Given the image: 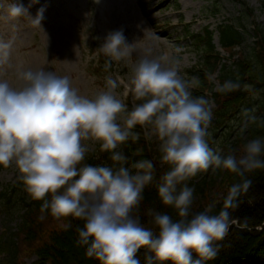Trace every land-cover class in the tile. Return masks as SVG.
<instances>
[{
	"label": "clouds",
	"instance_id": "9594fccd",
	"mask_svg": "<svg viewBox=\"0 0 264 264\" xmlns=\"http://www.w3.org/2000/svg\"><path fill=\"white\" fill-rule=\"evenodd\" d=\"M25 13L15 3L8 11L11 18ZM42 19L43 9L32 23L40 26ZM11 47V41L0 39V67L9 62ZM101 49L110 58L106 68L134 51L122 30L110 32ZM178 63L161 55L134 64L125 95L131 93L139 103L131 111L116 92L118 80L111 77L94 98L80 95L67 76L43 69L21 71L18 86L0 79V167L15 166L26 191L42 201V213L50 210L61 222L66 217L83 221L77 243L100 264H140L141 248L152 254L146 264H206L217 255L215 242L235 223L230 210L251 186L247 174L264 169V138L247 141L239 158L234 151L225 155L209 146L211 102L192 96L193 81L179 75ZM236 87L232 81L223 85L227 90ZM137 125L154 129L161 161L169 166L160 177L158 196L178 218L148 209L158 232L146 227L139 215L154 163L141 160L129 167L128 157L119 150L130 136L137 138L132 132ZM86 142L99 143L113 163H84L91 150ZM209 169L242 178L230 187L218 214H212L215 205L193 212L194 188L188 181Z\"/></svg>",
	"mask_w": 264,
	"mask_h": 264
},
{
	"label": "rangeland",
	"instance_id": "374dc122",
	"mask_svg": "<svg viewBox=\"0 0 264 264\" xmlns=\"http://www.w3.org/2000/svg\"><path fill=\"white\" fill-rule=\"evenodd\" d=\"M255 9L256 19L264 26V0H245ZM21 5L26 12L18 18L8 15L9 7L13 4ZM218 4V10L216 5ZM43 9V19L40 26L32 23V18ZM237 6L231 0H0V39L11 41V56L9 62L0 67V79L7 80L13 86H18L21 81L18 74L26 70L50 71L57 76H67L72 87L80 95L94 98L100 91L105 90L107 78L117 79L119 87L116 89L119 98L124 102L130 97V107L135 101L128 93L132 67L139 60L157 58L161 55L177 60L179 75L185 80L193 81V86L198 84L196 76L189 75V69L201 59L199 52L190 43L186 35L188 27L200 33L209 25L215 31L216 47L229 62L236 59L237 54L231 56L219 46V32L217 26L230 18L237 19L239 14ZM251 30L252 25L245 22ZM122 30L126 42L132 44L134 49L130 58L122 61H112L111 70L98 64L103 59L107 62L108 56L101 49L105 38L110 32ZM254 36H248L247 43L253 42ZM236 50L241 49L236 47ZM244 49V48H243ZM246 50V48H245ZM106 65V64H105ZM217 75V74H216ZM193 78H195L193 80ZM212 83L219 86L216 76H210ZM192 91V88L190 89ZM211 102L212 111L215 107L214 100L209 93L205 96ZM125 103V102H124ZM146 139L152 150L151 161H157L158 169L164 168L159 151L160 141L150 125H145ZM208 144L214 150H222L225 138L221 132L215 133L208 128ZM91 150L86 155V160L100 159L99 143H91ZM243 145L240 154L243 155ZM219 169L198 174L199 179L207 177L214 180L204 186L203 190L194 195L193 212L205 210L209 205H220L228 195L233 185L232 178H223L224 174H217ZM137 171L136 169L133 172ZM216 178V179H215ZM19 183V184H18ZM20 185L14 198L20 197V190H26L24 183L19 179L15 166L0 167V192L12 185ZM16 210L10 214L2 210L0 205V231H17L21 223V204H14ZM37 217L40 225V234L61 226L63 221H58L51 214L43 215L44 219ZM259 230L262 229L260 226ZM47 242L42 241V244ZM28 243H22V264H34L38 258L30 255ZM31 256V257H30ZM264 259V258H262Z\"/></svg>",
	"mask_w": 264,
	"mask_h": 264
},
{
	"label": "trees",
	"instance_id": "16d2710c",
	"mask_svg": "<svg viewBox=\"0 0 264 264\" xmlns=\"http://www.w3.org/2000/svg\"><path fill=\"white\" fill-rule=\"evenodd\" d=\"M234 1L242 5L240 14L236 22L220 25V40L222 46L231 51L232 56L235 55L232 51L235 46L246 43V50H240L238 57L232 62L224 61L220 52L215 49L213 31L206 28L204 33L194 35L193 41L194 44H199V50H204V61H199L198 65L193 67L194 69H189V75L192 74L198 78L197 88L192 96L201 97L206 90H209L214 100L215 107L210 126L212 134L221 132L225 138L229 137L230 140H226L221 147L225 155L230 151H234L236 155L240 154L242 144L254 138H264V26L256 22L254 9L241 0ZM245 22L253 24V36L256 38L253 44L246 42L250 31ZM216 72L220 82L217 88L210 84L209 80V76ZM227 81H232L238 87L232 90L223 89ZM132 132L137 138L133 139L130 136L119 149L128 157L127 166L129 167L137 161L152 160V150L147 142L143 126L137 125ZM99 152L100 159L89 158L85 159L84 163L92 165L113 163L110 154L102 151L100 145ZM154 166V178L144 190L139 215L146 227H152L158 232V229L150 222L148 209L168 213L173 219L178 217L176 211L163 205L158 196L160 177L169 170V166L164 164L163 169H158L157 161ZM216 173H223V178H232L233 184L241 182L242 179L224 169H219ZM247 178L251 180V186L239 196V206L230 210L235 223L232 224L223 240L215 242L218 246L217 255L206 264H252L259 260L258 255H264V169L248 173ZM197 179L196 176L188 181L189 186L194 188V195L214 180L209 178L207 181V177L198 181ZM18 184L0 192L2 210L10 214L16 210L14 204L19 203L21 210L24 211L17 231H0V264H22L23 242L30 245L27 248L30 255L36 254L38 260L34 264H100L97 259L88 257L85 247L77 243L78 228L84 223L78 218H62L61 226L40 234L41 227L37 224V217L40 214H51L50 210L42 213L40 210L42 201L34 200L23 189L20 190L21 198L16 199L13 204L19 191ZM226 197L220 205L213 208L212 214H218L221 211ZM260 226L261 230L258 229ZM43 240L47 242L42 244ZM149 255L152 254L141 248L137 253L140 264H146V256ZM153 264H161V262L154 261ZM165 264H171V262H165ZM260 264L264 262L260 261Z\"/></svg>",
	"mask_w": 264,
	"mask_h": 264
}]
</instances>
